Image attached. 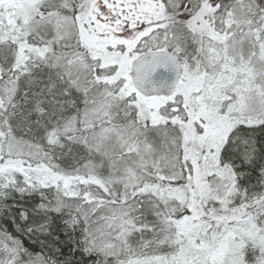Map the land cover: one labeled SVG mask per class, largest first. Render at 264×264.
Masks as SVG:
<instances>
[{
  "label": "snow or ice",
  "instance_id": "6c2138e0",
  "mask_svg": "<svg viewBox=\"0 0 264 264\" xmlns=\"http://www.w3.org/2000/svg\"><path fill=\"white\" fill-rule=\"evenodd\" d=\"M0 264H264V0H0Z\"/></svg>",
  "mask_w": 264,
  "mask_h": 264
}]
</instances>
